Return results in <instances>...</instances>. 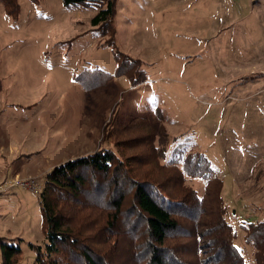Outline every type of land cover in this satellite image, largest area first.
I'll return each instance as SVG.
<instances>
[{
	"label": "rangeland",
	"instance_id": "obj_1",
	"mask_svg": "<svg viewBox=\"0 0 264 264\" xmlns=\"http://www.w3.org/2000/svg\"><path fill=\"white\" fill-rule=\"evenodd\" d=\"M17 1V15L0 5V186L16 176L44 186L56 166L111 149L136 177L204 198V181L163 167L185 143L222 180L235 244L254 264L243 240L264 218V0H116L115 34L103 37L94 9ZM44 240L40 197L0 195V264L2 243L35 264L29 244ZM141 240L120 236L115 262L136 264ZM174 244L195 259L194 239Z\"/></svg>",
	"mask_w": 264,
	"mask_h": 264
},
{
	"label": "trees",
	"instance_id": "obj_2",
	"mask_svg": "<svg viewBox=\"0 0 264 264\" xmlns=\"http://www.w3.org/2000/svg\"><path fill=\"white\" fill-rule=\"evenodd\" d=\"M63 3L67 10H96L92 26L102 37L114 36L116 0ZM0 5L10 15L20 11L17 0H0ZM112 39L109 42L114 45ZM154 147L166 159V149ZM188 148L185 143L177 145L163 167L170 164L179 182L188 177L204 181V198L188 189L178 196L157 178L136 177L131 161L111 149L52 169L39 196L44 244H29L35 264H117L112 247L120 236L142 239L136 264H247L243 249L235 244L238 233L227 220L222 180L205 154L187 153ZM244 231L243 241L253 250L254 264H264V218L245 224ZM176 238L195 240L194 260H184V252L174 244ZM1 251V264H23L20 245L2 243ZM203 251L204 258L199 260Z\"/></svg>",
	"mask_w": 264,
	"mask_h": 264
},
{
	"label": "built area",
	"instance_id": "obj_3",
	"mask_svg": "<svg viewBox=\"0 0 264 264\" xmlns=\"http://www.w3.org/2000/svg\"><path fill=\"white\" fill-rule=\"evenodd\" d=\"M44 186L34 179H22L21 177H14L4 182L0 186V195L8 194L11 191L20 189L22 191L33 193L40 196L43 192Z\"/></svg>",
	"mask_w": 264,
	"mask_h": 264
}]
</instances>
